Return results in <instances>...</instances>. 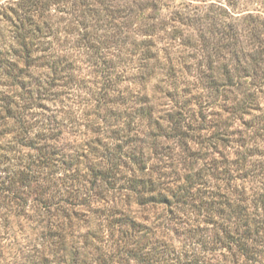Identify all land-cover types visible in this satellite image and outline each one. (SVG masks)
<instances>
[{
    "label": "trees",
    "instance_id": "1",
    "mask_svg": "<svg viewBox=\"0 0 264 264\" xmlns=\"http://www.w3.org/2000/svg\"><path fill=\"white\" fill-rule=\"evenodd\" d=\"M48 1L64 3L60 13L100 67L99 80L89 87L75 60L57 54L52 19L35 17L44 1L20 4L11 43L0 42V204L41 212L42 233L53 238L46 247L68 250L69 264H264V147L235 137L220 106L209 120L193 109L172 62L150 92L161 60L151 40L137 72L116 73L119 61L105 49L117 28L110 12L119 11L110 0ZM102 10L106 21L94 22ZM257 38L260 48L241 67L260 69L264 82V37ZM68 85L74 93L90 88L81 106H64ZM149 206L159 209L151 217L143 215ZM74 221L77 247L68 241Z\"/></svg>",
    "mask_w": 264,
    "mask_h": 264
},
{
    "label": "rangeland",
    "instance_id": "2",
    "mask_svg": "<svg viewBox=\"0 0 264 264\" xmlns=\"http://www.w3.org/2000/svg\"><path fill=\"white\" fill-rule=\"evenodd\" d=\"M24 1L0 0L1 43L3 39L11 43L13 36H10V29L16 21L15 10H18ZM42 1L46 3V0ZM91 1L96 3V0ZM110 1L116 6L113 9L118 8L119 11L110 12L115 17L113 25L117 28L115 36L109 34L105 49L109 58L119 61V66L115 68L116 73L123 69L127 75L137 72L135 67L139 65L138 56L142 44L151 40L156 45L161 60L156 73H150L152 77L147 83L150 92L158 89V79L167 72L169 62H172L177 70L180 87L186 88L187 95L191 97L193 109L203 111L209 120L214 116L213 111L220 106L223 121L235 137H242V140H246L251 146L256 142L264 147V82L259 76L260 69L255 72L251 65L246 70L241 67L251 62L248 61V53L260 48L257 35L264 37V0H149V5L148 0ZM43 5L39 6L35 17L41 24L52 19L54 29L58 32L57 37L51 38L57 45V54L75 60V74L83 76L90 83L89 87H94L95 77L98 76L97 69L100 67H95L85 50L76 44L79 31L71 33V27L74 25L69 22L70 16L66 12L60 13L64 3L55 4L48 1L46 7ZM102 11L99 15L92 14V17H95L94 22L99 20L100 24L106 21L98 18H102L104 12L109 14L106 10ZM132 49L135 53L131 52ZM227 70L231 80L226 76ZM98 80L97 78L96 82ZM122 85H127V82L123 81ZM137 86V89H140L141 85ZM89 87H81L80 92L74 93L78 87L66 86L63 93L64 106L67 109L81 106L82 97L89 95ZM76 94H80V101ZM163 102L168 103L169 100H159V103ZM207 102H210V105ZM50 104L52 105V102ZM207 123L209 131L212 132L213 128L210 126L213 121ZM65 134L72 143L77 139L76 132ZM159 141L166 145L171 143V149L177 146L172 140L159 138ZM168 150L166 148L165 151ZM177 152L179 153L176 147L174 153ZM153 162L156 160L152 159L150 163ZM200 166L199 163L195 167ZM4 205L6 203L1 202L0 263L71 262L73 256L68 250H59L55 254L54 246L46 247L53 238L45 237L42 233L46 221L43 220V215L39 214L41 212L27 207L25 212L18 214L16 210H7ZM132 206L137 208L134 202ZM147 208L150 209L143 215L149 217L159 210L157 206ZM140 215L142 214L139 212L138 216ZM76 222L74 221L72 235H69L68 241L77 247L82 230H79ZM178 238L183 240V236Z\"/></svg>",
    "mask_w": 264,
    "mask_h": 264
}]
</instances>
